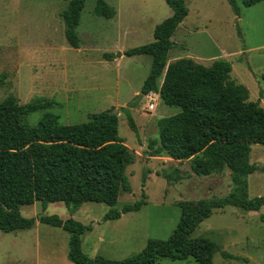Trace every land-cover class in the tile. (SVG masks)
Segmentation results:
<instances>
[{"label":"rangeland","instance_id":"obj_1","mask_svg":"<svg viewBox=\"0 0 264 264\" xmlns=\"http://www.w3.org/2000/svg\"><path fill=\"white\" fill-rule=\"evenodd\" d=\"M68 1L0 0V75L5 76L0 103L9 96L20 105L50 101L47 110L26 117L25 124L31 127L45 112L56 115L61 125H77L86 123L89 114L116 111L118 136L134 162L126 168L131 190L118 198L115 210L121 212L123 206L141 200L142 192L146 205L105 222L108 207L97 203L83 204L71 213L63 203L43 210L36 202L21 207L20 214L24 218L56 215L91 226L81 238L83 254L122 261L141 253L148 239L165 240L173 233L179 203L227 196L232 190L230 172L198 177L190 161L152 157L157 122L179 109L155 96L154 110L148 112L140 90L151 58L117 55L153 42L154 28L172 15L166 1L104 0L116 12L114 18L104 19L94 13L96 0H86L76 29L78 49L69 46L64 34L62 13ZM185 4L188 15L171 38L174 47L167 63L182 58L204 66L228 62L231 78L264 109V1L251 7L238 4V14L226 0H186ZM104 54L115 58L104 60ZM161 82L158 79L157 85ZM122 108L128 109L136 132ZM250 148V163L256 170L244 180L247 199L264 196V147ZM192 237L209 238L221 252L237 257L224 259L216 253L214 264H264V207L258 212L235 207L214 210ZM68 242L67 232L39 222L30 230L0 231V264H72L67 258ZM156 264L195 262L160 259Z\"/></svg>","mask_w":264,"mask_h":264},{"label":"trees","instance_id":"obj_2","mask_svg":"<svg viewBox=\"0 0 264 264\" xmlns=\"http://www.w3.org/2000/svg\"><path fill=\"white\" fill-rule=\"evenodd\" d=\"M172 15L153 31V42L127 50L117 57L149 56V74L140 96L155 93L162 103L179 109L157 122V147L152 157H168L179 163L190 161L198 177L230 172L231 192L222 198L198 202H181L180 216L173 233L165 240L148 239L136 256L114 261L89 258L81 249L82 236L91 231L73 219L58 216L24 218L20 208L38 202L43 210L50 204L63 203L71 213L83 204L97 203L108 207L103 221L138 212L146 205L141 200L115 210L118 198L129 193L126 168L134 162L123 139L118 136V117L111 111L89 114L86 123L61 125L58 117L45 112L34 127L27 126L30 114L47 110L50 101L20 105L13 96L0 103V231L13 233L30 230L36 222L62 229L69 235L67 258L72 264H156L160 259L214 264L220 253L224 259H237L206 237H192L194 231L214 210L235 207L258 212L264 207V196L247 199L244 180L256 170L250 163L252 145L264 147V109L259 101H250L248 89L231 78L232 67L225 61L210 66L191 58L167 63L171 41L177 27L188 15L186 0H165ZM235 14L239 6L251 7L264 0H226ZM86 0H69L62 13L64 34L69 46L78 49L76 29ZM94 13L112 19L115 11L104 0H96ZM111 61L113 55L104 54ZM162 78L158 86V79ZM5 79L0 75V86ZM128 125L136 126L128 109L122 108ZM153 146V143H151ZM145 177V175H144ZM145 186L143 180L142 187Z\"/></svg>","mask_w":264,"mask_h":264},{"label":"built area","instance_id":"obj_3","mask_svg":"<svg viewBox=\"0 0 264 264\" xmlns=\"http://www.w3.org/2000/svg\"><path fill=\"white\" fill-rule=\"evenodd\" d=\"M155 96H158V95L152 92L144 96V98L146 99V110L148 112H151L154 109V101H155L154 97Z\"/></svg>","mask_w":264,"mask_h":264},{"label":"water","instance_id":"obj_4","mask_svg":"<svg viewBox=\"0 0 264 264\" xmlns=\"http://www.w3.org/2000/svg\"><path fill=\"white\" fill-rule=\"evenodd\" d=\"M111 114L116 115V111H111Z\"/></svg>","mask_w":264,"mask_h":264},{"label":"crops","instance_id":"obj_5","mask_svg":"<svg viewBox=\"0 0 264 264\" xmlns=\"http://www.w3.org/2000/svg\"><path fill=\"white\" fill-rule=\"evenodd\" d=\"M115 14H116V12H115ZM115 16V15H114ZM114 18V17H113ZM122 57V56H121ZM194 60V59H193ZM195 61V60H194ZM154 110V109H153Z\"/></svg>","mask_w":264,"mask_h":264}]
</instances>
